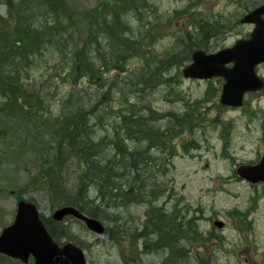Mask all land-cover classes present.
Listing matches in <instances>:
<instances>
[{
    "label": "trees",
    "instance_id": "trees-1",
    "mask_svg": "<svg viewBox=\"0 0 264 264\" xmlns=\"http://www.w3.org/2000/svg\"><path fill=\"white\" fill-rule=\"evenodd\" d=\"M0 3V146L7 144L14 153H21L22 144L27 142L16 144L15 136L30 129L27 120L45 115L42 110L48 112L46 125L52 151L39 155L38 172L31 177L52 205H74L91 217L112 221L113 228L107 231H119L128 238L118 211L102 209L98 201L106 197L125 205L131 200L148 201L143 230L130 226L131 232H127L130 261L126 264H131V250L137 251L138 239L151 234L165 232L168 246L177 241L168 255L170 264L179 252L184 261L189 260L188 244L220 240L213 231L201 230L195 217L179 223L175 211L167 213L156 205L164 196L159 174L165 173L178 154L181 132L188 128V134H197L200 120L206 117V103L218 94L219 86L209 81L205 96L186 101L183 112L155 108L152 89L172 88L171 72L182 80L181 68L191 61L193 51H208L212 41L228 32V22L222 16L211 19L203 10L192 12L191 5L163 20L154 16L159 11L155 0H98L92 7L80 8L69 0ZM3 7L5 14L1 13ZM182 14L187 20L185 28L174 32L175 20ZM167 37L172 38L171 44L157 51L156 45ZM50 57L66 61L76 80L86 78L94 86V97L83 98L71 113L53 115L41 92L33 87L34 72ZM133 61L139 64L132 67ZM113 103L118 108L111 134L99 136L96 127L106 120V113H100V109ZM222 124L228 133L224 138L227 150L233 123ZM196 138L182 141L183 151L190 153L198 148ZM3 157L5 154H0ZM71 168L77 174L74 186L65 176ZM92 189L96 192L93 198ZM248 215V210L238 208L228 212L242 231L248 229ZM145 239L146 245L151 243Z\"/></svg>",
    "mask_w": 264,
    "mask_h": 264
},
{
    "label": "rangeland",
    "instance_id": "rangeland-1",
    "mask_svg": "<svg viewBox=\"0 0 264 264\" xmlns=\"http://www.w3.org/2000/svg\"><path fill=\"white\" fill-rule=\"evenodd\" d=\"M69 1L78 8L92 7L98 2V0ZM155 3L159 11L154 16L163 20L172 17L177 10L184 9L189 4H191L189 10L192 12L205 9L211 18L222 16V20L228 22L229 30L211 42L209 51H217L248 37L253 26L240 24L239 20L245 13L264 3V0H155ZM186 23V16L182 14L175 20L173 31L178 32ZM171 42V37L161 40L156 45L157 51H163ZM50 59L34 72L33 87L41 92L47 108L53 115L71 113L79 107L83 98L84 101L89 100L90 96L94 95V86L85 78L76 80L66 61L54 57ZM137 64H139L137 61L131 62L132 67ZM259 74L264 76V65L259 68ZM168 76L172 78V88L160 86L152 89L154 106L158 110L183 112L186 101H195L205 96L207 81L183 77V80H180L175 72ZM214 83L221 87L223 80L221 79V84L218 80ZM170 92L172 93L169 94ZM211 97L212 101L206 103L204 109L205 120H200L196 128L197 134H188V128L183 129L184 131L181 128L180 132H183L177 141L178 154L167 165L165 173L159 174V181L164 184L162 187L164 198L157 202V205L162 206L164 212L175 211L179 216V223L195 217L201 230L206 232L214 228L216 233L221 235V239L214 238L213 242L208 243L199 242L195 246L188 244L186 248L189 249L187 252L189 260L184 261L182 253L179 252L176 259L172 257L174 261L171 264H264V185H251L235 173L239 165L256 163L264 156L262 139L264 92L248 93L242 109L223 106L220 103V90L217 95ZM109 105L104 110L102 107L100 109V113L103 111L106 113V120L103 125L96 127L99 136L111 134V124L116 119L114 112L118 108L117 103ZM41 113L45 115L27 120L30 124L28 131L23 129L15 136L16 144L27 142L22 144L21 153H14V148L6 146L7 144L0 146V154H5V157L0 158V163L4 160V163L0 164V233L4 226L10 225L14 220L17 196L25 199L34 198L39 203L41 214L46 218L51 217L52 202L36 187L31 177L38 172L39 155L52 151L50 144L53 141L50 140L46 125L48 112L42 110ZM228 121L233 122V127L229 135L231 146L225 150L224 138L228 133H225L226 129L222 127V123ZM196 136L200 143L199 147L193 148L190 153L183 151L181 142ZM151 153L160 156L159 152ZM65 176L70 178L71 186L76 185L77 174L74 168L69 169V175ZM91 195L96 196L95 191H92ZM255 197L257 198L253 201ZM98 203L102 209L111 208L118 211L117 216L123 218L122 223L125 222L128 238L114 230L96 235L82 224L71 221L69 225L59 229V233L64 235L70 232L73 240L67 237H61V240L75 241L83 245L89 264H126L129 262L127 249L130 240L128 233L131 232L129 228L134 226L141 227L139 231L143 230L148 218L146 211L150 206L147 203L135 202L129 205L119 204L111 197L99 200ZM234 208L248 210L249 215L245 220L248 229L240 231L231 221L228 212ZM216 219L225 223L224 228L214 227L213 222ZM112 224H114L112 221H105L108 229L113 228ZM156 235L151 234L145 238H156ZM144 243L145 240L138 241L140 252L138 261L133 264H161L167 257L165 251L159 256L150 255L142 251ZM149 248L147 247L146 251ZM0 264L16 263L13 259L0 255Z\"/></svg>",
    "mask_w": 264,
    "mask_h": 264
},
{
    "label": "water",
    "instance_id": "water-1",
    "mask_svg": "<svg viewBox=\"0 0 264 264\" xmlns=\"http://www.w3.org/2000/svg\"><path fill=\"white\" fill-rule=\"evenodd\" d=\"M264 5L247 14L242 22L254 23L256 27L251 37L238 41L232 48L214 54L202 50L193 54V62L183 70L186 78L211 79L215 76L225 79L222 88L221 103L234 107L243 104L248 91H257L264 87V81L255 71L258 64L264 62ZM233 63L232 67L227 64ZM239 177L251 184L264 182V158L256 165H242L238 168ZM73 215L83 220L87 227L98 233H104L103 224L95 218L82 215L73 207L58 209L53 217L61 221L65 216ZM219 228L224 226L216 221ZM0 254L28 263L33 255L35 264H86L84 252L67 243L60 246L54 241L42 222L37 206L29 201L18 203L14 223L5 228L0 236Z\"/></svg>",
    "mask_w": 264,
    "mask_h": 264
},
{
    "label": "bare ground",
    "instance_id": "bare-ground-1",
    "mask_svg": "<svg viewBox=\"0 0 264 264\" xmlns=\"http://www.w3.org/2000/svg\"><path fill=\"white\" fill-rule=\"evenodd\" d=\"M2 4L0 3V6ZM149 239H152L151 241V244L153 245V247L149 248L147 250L148 254L150 255H156V256H159V255H162V253L165 251V253L167 254V257L169 255V252L170 250H174L175 249V246H176V240L174 241V244L170 245V246H173V247H170L167 245V241H166V233L162 232L161 234H157L156 235V238L154 237H150ZM157 250V251H156ZM156 251V252H154ZM167 257L161 262V264H166L167 263Z\"/></svg>",
    "mask_w": 264,
    "mask_h": 264
},
{
    "label": "flooded vegetation",
    "instance_id": "flooded-vegetation-1",
    "mask_svg": "<svg viewBox=\"0 0 264 264\" xmlns=\"http://www.w3.org/2000/svg\"><path fill=\"white\" fill-rule=\"evenodd\" d=\"M65 223H67V222H65Z\"/></svg>",
    "mask_w": 264,
    "mask_h": 264
}]
</instances>
